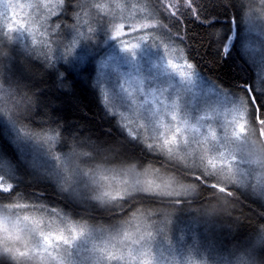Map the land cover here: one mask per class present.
Wrapping results in <instances>:
<instances>
[{"label": "rangeland", "instance_id": "374dc122", "mask_svg": "<svg viewBox=\"0 0 264 264\" xmlns=\"http://www.w3.org/2000/svg\"><path fill=\"white\" fill-rule=\"evenodd\" d=\"M250 2L253 19H244L239 47L261 82L264 0ZM19 3L31 5L17 9L29 34L17 31L11 34L12 38L44 48L49 44L47 22L59 12L62 0H0L3 33L7 31L8 16ZM96 14L110 21L105 34L109 30L107 40L112 44H106L96 60V77L105 103L124 133L183 170L206 175L216 184L239 187L264 205V150L257 141L247 97L202 74L183 55L177 42L155 23L142 0H90L78 22L79 34L69 42L74 56L81 58L78 54H84L85 58L92 50L88 39L99 45L96 34L102 28ZM145 22L154 26L141 28ZM169 61L176 66L172 67ZM240 112L246 113L250 121L246 131L235 137L231 135V121ZM177 126L184 129L180 142L169 147L165 140ZM209 130L215 131V140L209 137ZM10 134L26 152L32 170L53 181L61 193L81 207L118 206L139 194L162 196L168 203H177L161 209L155 205L136 207L119 217L97 222L37 202L0 203V212L10 216V225L20 221L21 239L14 244L5 241L0 246V260L6 264H256L249 254L240 256L217 235L208 223L207 212L180 207L177 200L192 194L194 186L160 165L141 170L93 167L77 152H58L52 135H32L16 127ZM221 152L229 159L236 157L231 170L209 167L208 157ZM182 186L191 191H180ZM9 187L10 183L0 176V188ZM11 203L21 207H13L9 213ZM25 216L40 222L25 223ZM73 229L76 235L72 234ZM54 231H63L69 237L68 243L44 245L43 233ZM5 246L18 251H5Z\"/></svg>", "mask_w": 264, "mask_h": 264}, {"label": "trees", "instance_id": "16d2710c", "mask_svg": "<svg viewBox=\"0 0 264 264\" xmlns=\"http://www.w3.org/2000/svg\"><path fill=\"white\" fill-rule=\"evenodd\" d=\"M142 1L152 12L155 23L177 42L183 55L202 74L247 97L257 141L264 150V137L258 134L261 126L255 124V110L245 89L249 84L257 107L264 112V85L256 86L255 70L238 45L242 16L251 5L250 0H194L191 12L182 21L183 28L160 13L159 0ZM89 5L90 0H63L59 12L47 22L49 44L44 48L28 41L17 42L0 30V84L13 90L0 105L5 109L0 112V176L10 183L9 189L0 188V203L37 202L94 222L119 217L136 207L155 205L161 209L177 203H168L162 196L139 194L118 206H79L61 193L53 181L32 170L26 152L17 146L10 131L13 133L16 127L32 135H52L58 152H77L93 167L141 170L160 165L184 178L194 190L188 197L177 200L180 207L207 212L208 223L217 235L234 252L240 256L249 254L258 264L256 253L264 252V205L258 198L234 185L216 184L206 175L185 171L124 133L105 103L96 77V60L106 44L112 45L107 40L109 30L105 34L110 21L96 14L102 28L96 34L99 45L88 39L92 50L85 58L84 54H78L81 58L74 56L69 47V42L79 34V19ZM0 264L6 263L0 260Z\"/></svg>", "mask_w": 264, "mask_h": 264}, {"label": "snow or ice", "instance_id": "6c2138e0", "mask_svg": "<svg viewBox=\"0 0 264 264\" xmlns=\"http://www.w3.org/2000/svg\"><path fill=\"white\" fill-rule=\"evenodd\" d=\"M63 2V0H62ZM192 4H194V0H191V3L186 2V0H159V11L162 15L166 18H170L176 24H180L182 28L184 27L182 21L186 19V13L191 12ZM26 7H31V5H25L19 3V6L16 8L14 12H12L8 16V21L5 24V28L7 29L6 32L3 34H8L9 38H11V34L17 31H24L29 34L28 27L24 21L23 17L19 16L17 9L23 10ZM99 7V5H97ZM154 25L150 22H145L140 25L141 28H149L153 27ZM119 36V28H117L116 37ZM35 43V41H33ZM137 47V46H134ZM126 49H129L125 47ZM130 50V49H129ZM226 50V49H225ZM14 63V62H13ZM169 64L172 67L176 65L173 64L172 61H169ZM187 67H191L190 63L186 62ZM13 66V64H12ZM13 90L11 89H4L3 85L0 84V105H2L3 101L5 100L6 94H10ZM250 103H252L253 108L255 110V124L260 125L258 129V134L264 137V112L261 111L260 106L257 107L258 103L255 102L254 98H250ZM5 109L0 106V112H4ZM9 114V113H5ZM249 119L244 112H240L237 115H234L231 121V125H233L231 129V135L235 137H239L241 133L245 132ZM184 131L180 126H177L166 138L165 144L169 147H172L180 142V135ZM228 132H225V137H227ZM209 137L213 140L216 139V133L214 130H209ZM236 159L235 156H232L230 159L227 158L224 152L219 153L218 156H209L208 157V165L210 168L215 170L216 168H228L231 170V166L233 161ZM235 179V177H233ZM180 191L187 193L191 191L188 186H182ZM13 207L19 208L21 207L18 203H11L8 206L9 213L11 212L10 209ZM24 222L27 223L31 220L34 224H39L40 221L32 220L28 216L23 218ZM10 216L0 212V246L4 245L5 241L12 242L13 244L16 241L21 239L20 235V228L19 224L20 221L17 220L10 225ZM72 234L76 235V230H72ZM69 237L63 231H54V232H45L43 233V243L46 246H51L54 242L55 243H68ZM5 251L13 252L15 254L18 249L13 247L5 246Z\"/></svg>", "mask_w": 264, "mask_h": 264}, {"label": "bare ground", "instance_id": "6f19581e", "mask_svg": "<svg viewBox=\"0 0 264 264\" xmlns=\"http://www.w3.org/2000/svg\"><path fill=\"white\" fill-rule=\"evenodd\" d=\"M250 2V1H249ZM251 4V3H250ZM249 4V5H250ZM251 6H252V4L245 10V12H244V16H242V20H241V24L243 23V21H244V19L245 18H250L249 19V21L251 22L252 21V17H253V14L251 13V11H250V9H251ZM240 35H241V33H240ZM239 40H240V36H239ZM239 43V42H238ZM239 45V44H238ZM240 46V45H239ZM239 49H240V47H239ZM241 51V50H240ZM242 53V52H241ZM244 57V56H243ZM245 58V57H244ZM246 59V58H245ZM254 79H255V84H256V86L257 87H259V86H261V84H263L264 83V81H259V78H257V74H256V71H255V73H254ZM97 80H98V78H97ZM248 86V87H247ZM245 89H246V91H247V93H248V95L250 96V98H254V95H253V92H252V90H251V88H250V85L249 84H246L245 85ZM241 93V92H240ZM226 183H224L223 185H225ZM227 185V184H226ZM188 197V196H187Z\"/></svg>", "mask_w": 264, "mask_h": 264}, {"label": "clouds", "instance_id": "9594fccd", "mask_svg": "<svg viewBox=\"0 0 264 264\" xmlns=\"http://www.w3.org/2000/svg\"><path fill=\"white\" fill-rule=\"evenodd\" d=\"M256 259L258 261V264H264V252L257 251V253H256Z\"/></svg>", "mask_w": 264, "mask_h": 264}, {"label": "water", "instance_id": "95a60500", "mask_svg": "<svg viewBox=\"0 0 264 264\" xmlns=\"http://www.w3.org/2000/svg\"><path fill=\"white\" fill-rule=\"evenodd\" d=\"M248 87V86H247Z\"/></svg>", "mask_w": 264, "mask_h": 264}]
</instances>
